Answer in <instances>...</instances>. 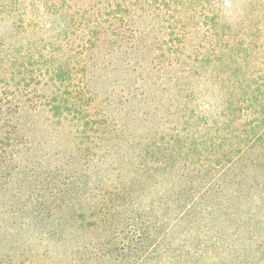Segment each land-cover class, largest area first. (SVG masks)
I'll return each instance as SVG.
<instances>
[{
    "label": "trees",
    "instance_id": "1",
    "mask_svg": "<svg viewBox=\"0 0 264 264\" xmlns=\"http://www.w3.org/2000/svg\"><path fill=\"white\" fill-rule=\"evenodd\" d=\"M222 4L0 0V264H264V0Z\"/></svg>",
    "mask_w": 264,
    "mask_h": 264
},
{
    "label": "rangeland",
    "instance_id": "2",
    "mask_svg": "<svg viewBox=\"0 0 264 264\" xmlns=\"http://www.w3.org/2000/svg\"><path fill=\"white\" fill-rule=\"evenodd\" d=\"M223 4L221 5L222 13L227 18L230 24L237 25V23L240 22L241 18L248 13V10L245 8V4L248 2V0H221ZM259 11H261L259 9ZM259 11H256L255 13H250L251 15L258 14ZM251 24V23H250ZM249 24V25H250ZM58 28V23H55L52 27ZM56 28V29H57ZM264 43V35H256V48H253L255 50V59L253 60L255 65H259L261 60L264 59V52L263 50H259L260 47ZM46 92V89H44ZM200 101L203 104H206L209 102V98H203L200 99ZM45 112L42 111L40 114L39 120L42 123L45 119ZM67 126L65 123L63 125H59L57 130H53L52 132H47L46 129H43L41 131L40 141H39V159L41 161V166L44 168H48L49 166L53 165L54 159L57 158V153H60L62 156L63 154L69 153V137L66 141H63V139L60 137V131H63L64 127ZM51 137H49V135Z\"/></svg>",
    "mask_w": 264,
    "mask_h": 264
}]
</instances>
